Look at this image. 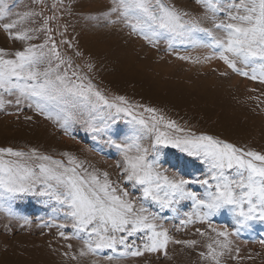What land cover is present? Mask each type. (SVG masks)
Returning a JSON list of instances; mask_svg holds the SVG:
<instances>
[{
	"label": "rangeland",
	"instance_id": "374dc122",
	"mask_svg": "<svg viewBox=\"0 0 264 264\" xmlns=\"http://www.w3.org/2000/svg\"><path fill=\"white\" fill-rule=\"evenodd\" d=\"M5 3L7 11L0 18V53L5 59H15L17 51L32 48L38 57L36 70L47 71L48 79L57 87L90 85L109 104L128 108L131 115L117 113L95 96H70L63 110L41 111L35 98L29 99L15 88L0 87V149L25 154L17 157L0 153V160L12 166L24 165L37 173V165L55 168L51 161H59L57 171L62 172L76 167L69 163L71 157L80 165L76 168L80 177L88 180L89 174H94L101 183L107 179L116 195L131 201L134 209H145L143 214L157 232L167 234L168 242L164 249L149 252L145 250V245L151 243L148 230L130 236L127 232H109L107 235L117 239L123 236L125 244L118 243L115 251L96 249L99 237L91 233V227L78 230L67 205L52 196L40 195L44 185H37L35 192L0 199V264H217V260L219 264H264V220L252 219L238 227L236 211L226 207L200 221L190 199L163 208L143 196L141 185L127 180L124 154L116 147L136 138L142 147L149 148L156 133L137 120H145L151 128L155 116L157 120L163 117L157 128L170 137L208 135L243 152L264 155V81L259 79L260 62L246 65L226 53L239 69L234 71L220 59L222 49L214 46L212 39H226L225 31L215 25L233 22L228 20V6L240 0H219V10L215 12L197 0H160L175 9L183 22L208 29L212 37L205 32L183 37L149 33L146 37L132 30L134 21H127L119 9L112 11L116 7L114 0ZM152 4L155 7L156 0ZM230 11L243 14L235 8ZM13 22L14 27L7 31L3 28ZM17 33L27 38L16 39ZM253 69L256 79L251 78ZM58 76L64 78V84L56 79ZM117 97H123L125 103ZM146 108L154 112H146ZM167 122H174L182 131L165 127ZM40 156L50 160H40ZM147 158L154 161L156 171L169 179L189 181L186 190L198 199H206L208 192L215 191L216 181L202 156L158 145ZM227 174L232 179L239 178L235 169ZM200 180L209 183L201 185L197 183ZM124 192L128 195L124 196ZM243 207L247 209V205ZM204 211L200 209V214ZM189 219L191 222H187ZM222 231L229 233L226 248L220 247L225 238L217 235ZM209 245L214 254H222L213 259ZM136 250L142 254L133 256L131 252ZM109 251L115 254L106 255Z\"/></svg>",
	"mask_w": 264,
	"mask_h": 264
},
{
	"label": "snow or ice",
	"instance_id": "6c2138e0",
	"mask_svg": "<svg viewBox=\"0 0 264 264\" xmlns=\"http://www.w3.org/2000/svg\"><path fill=\"white\" fill-rule=\"evenodd\" d=\"M114 2L116 7L112 8V11L115 12L119 9L120 14L127 21H134L131 23L132 30H139L145 33L146 37L149 33L152 36L169 33L173 36L183 37L193 32H205L209 37H212L211 31L208 29L200 28L195 23L183 22L181 15L175 9L164 6L160 0H156L155 7L152 0H114ZM197 2L204 3L214 12L219 10V0H197ZM232 8H235L237 13L242 11L243 14H233L230 11ZM228 9V20L233 22H221L215 25L216 28L225 31L226 39L212 37L214 46L222 49L220 59L234 71H239V69L236 68L235 60L229 59L227 54L246 65L259 61L261 67L259 79L264 81V0H240V3L230 4ZM6 11L5 0H0V18L5 16ZM14 26L15 22L4 24L3 28L7 31ZM15 38L26 39L27 37L17 33ZM37 63L38 57L32 48L17 51L15 59H5L3 53H0V87H4L6 90L15 88L27 98H35L37 109L41 111L49 108L63 110L62 106L68 103L70 96H80L85 99L95 96L108 108H115L117 113L123 112L126 115H131L128 108L109 104L98 92H93L90 85L88 88H84L83 85L57 87L51 79H48L47 71L41 73L36 70ZM241 74L247 75L243 72ZM251 78H257L255 69H253ZM56 79L64 84L63 77L58 76ZM116 99L125 103L123 97ZM145 111L154 112L151 108H146ZM133 119L136 118L133 117ZM152 120L151 128H148L145 120H137L148 131L156 133L149 148L142 147L136 138H133L131 143L116 145L124 154L127 180L141 185L145 198H151L163 208L171 207L178 200L190 199L196 209V217L200 221L208 220L210 216L226 207L236 211L239 217L238 227L245 226L247 221L252 219L264 220V155L254 151L243 152L242 149H238L230 143L215 140L208 135H186L173 138L167 133L160 132L157 128V124L163 122V117L157 120L153 116ZM90 127L92 126L90 125ZM165 127L175 129L177 132L182 131V129L176 128L174 122L165 123ZM92 130L99 131L96 128H92ZM158 145H170L189 155L202 156L205 162L210 165L212 179L216 181L215 191L208 192L206 199H198L195 193L186 190L189 181L169 179L156 171L154 161L147 157L149 151H154ZM132 152H135V155H130ZM0 153L17 157L25 155L22 152H14L12 149H0ZM245 157L250 159H245ZM37 158L44 161L50 160L47 156ZM257 161L258 164L255 163ZM51 163L56 167H49L45 164L37 165L39 168L37 173L24 165L15 164L12 166L9 162L0 160V173H3L0 175V199L5 196L35 192L37 185H44L39 190V194L52 196L59 203L67 205L71 210L69 215L75 219V227L78 230L85 231L91 227V233L99 237L95 243L96 249L108 248L115 251L118 243L125 244L123 236L117 239L115 235H107L109 232H127L130 236L143 230H148L151 233L149 236L151 243L145 245V250L154 252L165 248L168 242L167 234L155 230L156 226L149 222L148 216L143 214L145 209H134L131 201L116 195V189L111 187L107 179L101 183L94 174H89L90 179L88 180L80 177L76 173V168L80 165L71 157H69V163L76 164V167L65 168L62 172L57 171L61 167L59 161H51ZM233 169H235L238 179H232L227 174L228 170ZM197 183L207 185L209 182L200 180ZM123 195L127 196L128 193L124 192ZM244 205H247V210L243 207ZM200 209H205L202 215ZM187 222H191V219ZM217 235L225 238V243L220 247L226 248L229 233L222 231ZM177 243L181 242L177 241ZM183 243L191 245L195 241H183ZM208 247L209 255L213 259L222 254H214L212 246ZM89 250L93 249L90 247ZM131 254L139 256L142 253L136 250ZM217 264H219L218 260Z\"/></svg>",
	"mask_w": 264,
	"mask_h": 264
},
{
	"label": "bare ground",
	"instance_id": "6f19581e",
	"mask_svg": "<svg viewBox=\"0 0 264 264\" xmlns=\"http://www.w3.org/2000/svg\"><path fill=\"white\" fill-rule=\"evenodd\" d=\"M133 47V46H132ZM146 62L143 63V65L145 64ZM106 160V159H105Z\"/></svg>",
	"mask_w": 264,
	"mask_h": 264
}]
</instances>
